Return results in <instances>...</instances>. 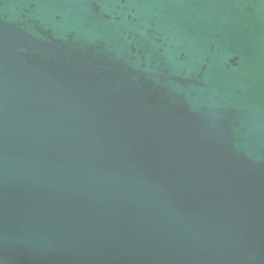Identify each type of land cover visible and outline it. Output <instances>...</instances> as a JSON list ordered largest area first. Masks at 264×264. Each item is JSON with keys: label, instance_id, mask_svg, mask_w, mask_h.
<instances>
[{"label": "water", "instance_id": "1", "mask_svg": "<svg viewBox=\"0 0 264 264\" xmlns=\"http://www.w3.org/2000/svg\"><path fill=\"white\" fill-rule=\"evenodd\" d=\"M0 264H264V0H0Z\"/></svg>", "mask_w": 264, "mask_h": 264}]
</instances>
